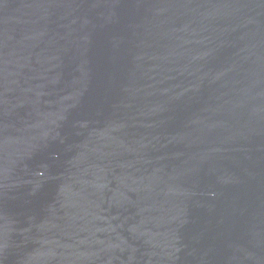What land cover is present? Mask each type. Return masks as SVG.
I'll return each mask as SVG.
<instances>
[{
	"label": "water",
	"instance_id": "1",
	"mask_svg": "<svg viewBox=\"0 0 264 264\" xmlns=\"http://www.w3.org/2000/svg\"><path fill=\"white\" fill-rule=\"evenodd\" d=\"M0 264H264V0H0Z\"/></svg>",
	"mask_w": 264,
	"mask_h": 264
}]
</instances>
